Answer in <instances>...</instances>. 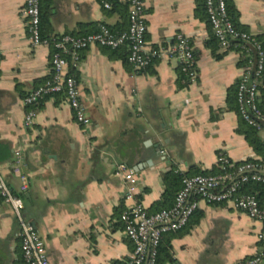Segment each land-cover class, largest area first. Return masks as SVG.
I'll return each instance as SVG.
<instances>
[{
  "label": "crops",
  "instance_id": "obj_1",
  "mask_svg": "<svg viewBox=\"0 0 264 264\" xmlns=\"http://www.w3.org/2000/svg\"><path fill=\"white\" fill-rule=\"evenodd\" d=\"M115 11L98 0H45V29L51 38L82 36L99 25L126 30L128 0ZM148 48L169 47L177 35L195 54L197 78L179 81L178 61L159 60L135 74L121 52L90 47L75 69L88 126L76 123L63 95L29 109L23 99L51 76L52 48L30 44L24 0H0V173L23 199L24 219L44 242L51 264H126L133 246L121 213L132 205L117 167L137 179L133 200L157 210L170 171H217L218 154L234 163L259 160L241 133L237 111L228 104L240 74V56L207 47L209 27L197 12L200 0H143ZM238 23L264 36V0H233ZM16 152L21 160L17 165ZM27 176L21 190L15 169ZM262 224L230 205L200 202L191 228L171 240L168 264H242L262 250ZM19 226L0 201V264H24Z\"/></svg>",
  "mask_w": 264,
  "mask_h": 264
},
{
  "label": "built area",
  "instance_id": "obj_2",
  "mask_svg": "<svg viewBox=\"0 0 264 264\" xmlns=\"http://www.w3.org/2000/svg\"><path fill=\"white\" fill-rule=\"evenodd\" d=\"M100 5L109 10L107 0H98ZM207 20L219 47L227 51L230 40H241L245 52V64L236 83L237 114L246 125L253 128L264 144V112L258 106V87L264 73V52L250 33L236 30L227 15L225 0H204ZM128 27L115 33L107 25H99L97 30L82 36L63 35L52 41L40 36V0H24L22 15L26 19L30 44L33 47L49 46L52 48L51 76L40 87L23 99L28 107L24 117V127L29 129L35 120L33 107L46 96L63 95L73 113L74 120L80 126H88L89 119L80 99L77 79L69 75V67L80 61V53L90 47L108 50L128 49L127 62L134 73L146 69L153 60L175 58L180 72L186 81L195 82L197 78L192 46L187 38L177 35L169 47L148 48L146 43V13L143 0H128ZM17 165L20 154L16 152ZM219 172L211 175L184 176L181 189L176 194L172 207L154 213H148L144 206L133 200L137 179L134 172L123 165L117 167L126 185V199L132 205L120 216L124 233L133 246V257L126 264H155L158 245L166 233L177 232L184 228L192 215L198 210L200 202L208 205L227 204L234 210L245 214L252 221L264 226V206L256 195L242 194L240 187L248 182L264 184V160L232 162L223 154H218ZM15 174L21 182V190L28 187L27 176L19 168ZM0 201L7 205L19 226L21 256L24 264H51L44 242L34 226L23 217L24 203L20 195L13 193L0 173ZM257 241L262 250L246 259L242 264H264V228L257 234Z\"/></svg>",
  "mask_w": 264,
  "mask_h": 264
},
{
  "label": "trees",
  "instance_id": "obj_3",
  "mask_svg": "<svg viewBox=\"0 0 264 264\" xmlns=\"http://www.w3.org/2000/svg\"><path fill=\"white\" fill-rule=\"evenodd\" d=\"M107 1L111 5V8L109 9L110 11H115V9L118 8V7H123L124 8V6H120V4L115 2V1H112V2L110 0H107ZM225 2H226L227 15L230 18L234 28L236 30L240 31V32L249 33L246 30V28L242 27L238 23V13H237V11H236V9L234 7L233 0H225ZM46 6H47V4H46L45 0H40V36H41V39H43V40L52 41L53 39H56L57 37L51 38V37L47 36V32H46V29H45V18H44V10H45ZM126 7H129L128 3H127V5H125V8ZM197 12L202 18H204L206 20V22L208 24V27H209V40L207 41V47L211 50V53L214 55V57L218 59L220 56L216 55V52L218 51V49L220 47H219V43H218L217 39L212 34L209 22L207 20L204 0H200V2L198 3ZM127 16H128V13H127ZM112 31H114L115 33H120V32H123L125 30L112 29ZM255 38L259 42V44H260V46L262 48V51L264 52V36H261V35L260 36H255ZM242 45H245V43L243 41H241V40H230L229 41V47L227 49V51H234V52L239 54V56H240V62H239L240 66L245 64V59H244L245 52L241 48ZM119 50H124V51L121 52L120 57L124 60V62H126L128 64V62H127L128 49L126 47H122V48H120L118 50H109V51L117 52ZM193 55H194V59H195L194 52H193ZM156 62H157L156 60H153L146 69L140 71L137 74L145 73ZM130 68L133 71L131 66H130ZM69 75H72V76L76 77L75 69L71 65L69 67ZM179 81L180 82L183 81L184 83H187L185 75H183L180 72V70H179ZM258 92H259L258 93V106L264 112V73H263V76H262V83L258 87ZM57 95H61V94H57ZM52 96H55V95H52ZM48 97H51V96H46L45 98H48ZM227 100H228V104L230 105L231 109L237 111L236 85H235V87L230 89ZM241 123H242V127H241L240 131H241L242 134H244L247 143L253 149V151L260 157V159L264 160V144L260 140L257 132L253 128H251L250 126L246 125V123H244L242 120H241ZM237 164H239V163H237ZM218 172H219V170L211 171V172H196V173L187 175V174H181V173L175 172L173 170L170 171L169 173H167L164 176L165 189H164V193H163L161 201H159L157 203V206H158L157 210L160 211V210L168 209V208L172 207V205L174 203V200H175V197H176V194L181 189V186H182L181 185V181H182V178L184 176L211 175V174H216ZM239 192L242 193V194H253V195H256L258 200L260 201V203L264 206V184L263 183H260V182H248V183H245V184H243L240 187ZM196 213H197V211L192 215V217ZM191 218H190L188 224L184 228H182L181 230H179L177 232L166 233V234H164L162 236V239H161V241H160V243L158 245V248H157L155 264H168V263L171 262V260H172L171 259V253H170L171 240L175 236L179 235V233H186V232L189 231V229L191 228Z\"/></svg>",
  "mask_w": 264,
  "mask_h": 264
}]
</instances>
